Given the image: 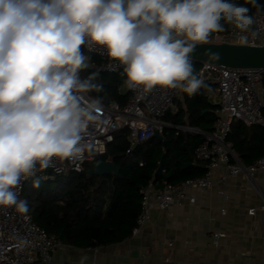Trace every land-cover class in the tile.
Segmentation results:
<instances>
[{
    "label": "clouds",
    "instance_id": "1",
    "mask_svg": "<svg viewBox=\"0 0 264 264\" xmlns=\"http://www.w3.org/2000/svg\"><path fill=\"white\" fill-rule=\"evenodd\" d=\"M249 13L231 0H0V206L27 212L22 180L39 188L37 165L84 151L82 134L99 119V100L81 93L102 85L93 83L96 74L81 80L91 59L82 45L105 49L129 88H180L191 96L204 82L190 54L224 30L222 20L249 31Z\"/></svg>",
    "mask_w": 264,
    "mask_h": 264
},
{
    "label": "built area",
    "instance_id": "2",
    "mask_svg": "<svg viewBox=\"0 0 264 264\" xmlns=\"http://www.w3.org/2000/svg\"><path fill=\"white\" fill-rule=\"evenodd\" d=\"M254 23L245 33H240L234 25L227 24L221 32L210 35L206 43H235L259 45L264 34V12L252 14ZM246 38V42L241 39ZM87 45L81 50L85 55L93 54L98 62H90L98 71L107 73H123V66L107 57L106 50ZM204 81H214L218 93L215 103L217 115L214 128L202 135V140L194 149V157L203 162L207 169L199 176L189 177L174 184H162L156 187L149 181L139 187L140 211L136 217L131 233H139L148 219L150 209H166L172 204H181L184 198L189 203L195 202V197L188 194L189 189L203 190L213 185L210 178L211 169L223 166L226 173L219 177L221 184L227 176L241 175L248 185L257 188L255 174L264 170V153L250 164H242L237 160L231 143L227 139L233 121L240 120L245 125L264 127V117L261 110L264 95V68H232L212 63H202L196 71ZM80 76V74H79ZM128 99L124 104L104 97L99 101V119L90 122L82 134V154L75 159L59 160L53 158L50 166L43 169L53 177L68 171L80 172L85 165L96 161L104 154L107 146L113 142L114 135L121 129L127 130L126 139L129 149L150 139L156 132L161 134L164 128L163 116L173 108L179 88L168 89L154 87L150 91L143 88H129L126 84ZM85 101L94 100L87 92L81 93ZM37 175H40L37 165ZM41 176L42 173H41ZM30 178L23 179L19 198L23 199V190ZM24 200V199H23ZM253 210H250L252 213ZM223 236L216 233L215 238ZM64 244L39 227L27 212H20L13 206H0V264H48L52 253ZM96 250V246H87Z\"/></svg>",
    "mask_w": 264,
    "mask_h": 264
},
{
    "label": "crops",
    "instance_id": "3",
    "mask_svg": "<svg viewBox=\"0 0 264 264\" xmlns=\"http://www.w3.org/2000/svg\"><path fill=\"white\" fill-rule=\"evenodd\" d=\"M261 44H264V34ZM192 63L194 70L201 65ZM125 80L120 90L128 94ZM198 96L202 105L197 104L200 113L194 114L198 115L195 117L197 123L191 124L189 107L196 103ZM104 97L112 100L104 95L99 101ZM217 102L216 83L212 80L204 81V87L191 96L179 88L173 108L162 118L163 140L169 142L181 135L187 140L196 137L199 143L203 133L215 126L216 120L209 121L211 115L208 112L210 106ZM180 116L181 123L176 122ZM236 121L245 125L240 120ZM242 132L234 131L238 141L244 136L247 138L244 143L249 142V138L253 140L252 135H242ZM253 142L256 143L255 140ZM261 150H264V144ZM189 164L183 169L192 165L207 169L203 162L197 160ZM201 164L205 166H198ZM225 173L223 166L211 169V187L189 189L188 194L195 197L193 203L184 198L181 204H172L166 209L153 206L146 223L136 235L130 232L117 242L96 246V250L63 245L52 253L48 264H264V170L255 174L256 189L248 187L241 175L227 176L220 184L218 179ZM155 185L159 187L161 183ZM216 233L223 236L215 238Z\"/></svg>",
    "mask_w": 264,
    "mask_h": 264
},
{
    "label": "trees",
    "instance_id": "4",
    "mask_svg": "<svg viewBox=\"0 0 264 264\" xmlns=\"http://www.w3.org/2000/svg\"><path fill=\"white\" fill-rule=\"evenodd\" d=\"M231 2L249 7L251 16L255 12H264V0H256L255 6L248 0ZM221 23L224 27L227 25L223 20ZM87 56L91 58L89 62L98 61L93 54ZM197 67L198 65L196 69ZM79 74L81 80L96 74L93 83L102 85V88L87 92L93 99L100 100L106 95L119 104H124L128 99V94L120 90L125 80L122 73H107L95 69L81 70ZM195 102L189 107L191 124L197 123L195 117L198 115H194L200 113V110L197 111V104L202 105L199 96L195 98ZM215 108V105L210 106L209 121L216 120ZM261 113L264 117V95ZM167 114L168 112L165 115ZM180 118L181 116L175 121L181 123ZM236 130H242V135H252L256 143L252 138L244 143L246 136L238 141L234 133ZM126 136V129L117 131L105 153L96 158V161H112L119 169L117 175L89 176L86 170L94 163L92 162L80 172L68 171L53 177L47 171L40 170V175H37L42 177L39 188L33 187V178H30L24 186L23 199L28 201V213L33 221L64 245L87 247L110 244L131 232L141 206L139 187L149 181L161 185L174 184L205 172V169H199L195 165L181 168L182 163L196 160L193 154L198 145L196 137L188 140L181 135L173 137L164 148L162 142L153 136L129 149ZM161 136H165L164 131ZM227 139L242 164H250L264 153L261 150L264 128L252 125L246 127L233 121ZM161 154L165 156L163 171L166 181L154 175Z\"/></svg>",
    "mask_w": 264,
    "mask_h": 264
},
{
    "label": "water",
    "instance_id": "5",
    "mask_svg": "<svg viewBox=\"0 0 264 264\" xmlns=\"http://www.w3.org/2000/svg\"><path fill=\"white\" fill-rule=\"evenodd\" d=\"M214 54H218V58ZM192 62L199 64L212 63L232 68H264V44L245 45L235 43H203L198 44L193 53L190 54ZM89 63V66L82 70H93L95 67ZM154 137L162 142L166 148L168 140H163L162 136L156 132ZM202 139L199 140V143ZM165 156L161 154L158 166L154 175L160 176L166 181L164 175ZM189 163L182 164V168L189 166ZM204 167V164L198 165ZM118 167L110 160L95 161L87 170L89 176H102L105 174H118Z\"/></svg>",
    "mask_w": 264,
    "mask_h": 264
}]
</instances>
